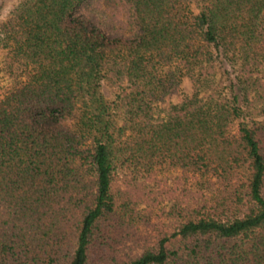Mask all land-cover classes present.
<instances>
[{"label": "trees", "instance_id": "16d2710c", "mask_svg": "<svg viewBox=\"0 0 264 264\" xmlns=\"http://www.w3.org/2000/svg\"><path fill=\"white\" fill-rule=\"evenodd\" d=\"M0 40L26 76L0 97V264H264V0H19ZM183 78L190 95L157 116ZM156 168L178 171L171 226L124 257L130 185Z\"/></svg>", "mask_w": 264, "mask_h": 264}, {"label": "rangeland", "instance_id": "374dc122", "mask_svg": "<svg viewBox=\"0 0 264 264\" xmlns=\"http://www.w3.org/2000/svg\"><path fill=\"white\" fill-rule=\"evenodd\" d=\"M18 1L0 0V23L7 19L10 11ZM191 6L195 10L193 3ZM77 14L83 19L100 26L111 37L123 36L126 38L130 37L132 33L126 31L116 32L110 29V22L87 11L83 5L78 8ZM127 28V30H131V26ZM215 66V82L221 84L229 95L231 94L230 92H238L239 87L235 80L236 66L218 60H216ZM261 73L264 74V68L261 69ZM25 78L22 68L13 62L9 49L3 46L0 40V97L9 89L23 83ZM98 90L106 103L111 106L115 99V94L118 92V86L105 80L100 83ZM191 92L190 79L183 78L176 89L154 106V112L157 116H163L171 105L179 103ZM116 118H119L118 114H116ZM64 124L66 127H73L74 119L68 116L64 120ZM130 178L131 175L120 173L116 184L123 189L125 186L124 180H129ZM176 178H178V171L170 170L164 172L160 168L154 169L151 175L147 177L141 174L135 175L129 189L134 198L132 206L136 211V219L128 221L123 227V233L121 232V237H119V241L116 244L117 252L124 257H136L142 252L144 247L156 244L158 239L164 235V231L169 229L171 223L165 218V210L168 209V203L170 202H168L169 199L164 190L175 186V184H181L180 180ZM190 196L191 194L187 191L180 193L182 201H185Z\"/></svg>", "mask_w": 264, "mask_h": 264}]
</instances>
